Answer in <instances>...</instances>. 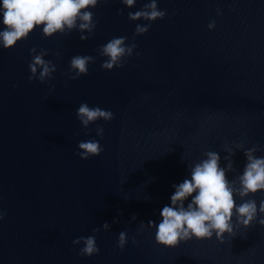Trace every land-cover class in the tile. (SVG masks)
Returning a JSON list of instances; mask_svg holds the SVG:
<instances>
[{"label":"water","instance_id":"obj_1","mask_svg":"<svg viewBox=\"0 0 264 264\" xmlns=\"http://www.w3.org/2000/svg\"><path fill=\"white\" fill-rule=\"evenodd\" d=\"M145 2L128 8L108 0L89 9L97 27L87 41L78 30L48 38L38 26L12 49L0 47V264H264L258 222L237 227L224 243L214 234L177 247L157 244L156 229L140 227L162 220L173 185L190 178L189 165L207 151L226 168L225 147L233 148L229 181L246 164L235 144L259 146L256 155L264 157V0H158L168 14L135 37L138 55L123 68L103 69L99 48L113 37L132 43L136 24L148 22H132L128 13ZM32 48L47 50L44 59L57 66L45 83L28 79ZM77 55L96 62L70 80L65 73ZM82 103L110 110L114 119L85 129L77 117ZM93 139L102 153L81 159L79 142ZM248 199L259 206L264 190ZM121 231L128 233L123 251ZM90 235L100 253L81 257L83 244L73 241Z\"/></svg>","mask_w":264,"mask_h":264},{"label":"clouds","instance_id":"obj_2","mask_svg":"<svg viewBox=\"0 0 264 264\" xmlns=\"http://www.w3.org/2000/svg\"><path fill=\"white\" fill-rule=\"evenodd\" d=\"M107 3L108 0H2L0 15H2L3 30H0V47L12 49L18 41L25 40L38 26H42L45 37H52L57 33L70 35L73 30L80 32V39L87 41L94 35L97 21L94 13L89 9L97 7L99 3ZM128 8H133L137 0H120ZM121 14L123 10H120ZM167 10L158 8V0H147L143 8L128 13V19L132 22L147 21L146 24H136L133 42L127 43V37H113L99 48V55L105 57L101 67L105 70L123 68L129 57H132L137 48L134 39L136 36L146 34L152 23L163 20L167 16ZM175 14V12L173 13ZM217 14L222 11L217 9ZM209 29L216 27L215 20L208 25ZM87 32L89 35H84ZM32 48V61L29 63L31 75L29 81L39 80L41 83L52 79V74L57 71V66L44 57L49 55L47 50ZM55 55L59 58L60 53ZM93 56H74L70 61V71L65 73L70 80H77L89 72V64L95 63ZM71 73H74L72 75ZM47 99V98H45ZM77 117L83 127L89 126L98 120L110 122L114 119V113L103 110L100 107H89L82 103L77 109ZM96 134L101 139L104 136V128L98 126ZM80 151L77 153L83 160L99 156L103 148L93 139L81 141L78 144ZM236 149H243L246 164L243 173L234 180L229 181L226 173L235 171L232 157L235 152L232 147H225L229 154L224 157L227 167L220 166V155L215 151H207L206 159L194 165H189L190 178H185L178 185H173L175 191L171 195V206L165 205L160 212L162 220L157 224L148 221L147 225L141 222V229L151 227L156 229L155 240L159 245L177 247L181 242H187L196 238L198 240L211 239L215 234L217 240L225 242V235L235 237L237 227L251 228L255 223L264 226V199L257 205L255 199L248 197L264 190V157H258L259 146L244 149L243 143L235 144ZM235 196H239L241 203L237 204ZM191 197V202L185 207V201ZM5 213L0 210V220ZM236 223H233V217ZM259 216V219H258ZM136 216L133 215L132 220ZM118 222V221H117ZM104 231L110 230V225L104 223ZM101 229L94 228L93 233ZM128 243V233L121 231L118 238V247L124 250ZM133 243L138 241L133 237ZM74 245H81L79 249L81 257L98 255L100 249L97 246L95 235L78 237L73 241Z\"/></svg>","mask_w":264,"mask_h":264}]
</instances>
